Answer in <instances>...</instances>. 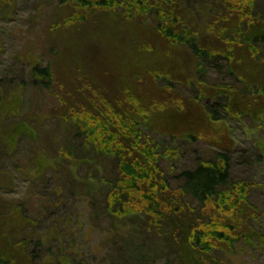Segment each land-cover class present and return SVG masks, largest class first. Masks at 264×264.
Segmentation results:
<instances>
[{
	"label": "trees",
	"instance_id": "16d2710c",
	"mask_svg": "<svg viewBox=\"0 0 264 264\" xmlns=\"http://www.w3.org/2000/svg\"><path fill=\"white\" fill-rule=\"evenodd\" d=\"M52 1L58 7L50 33L62 29L80 38L94 28L103 43L85 54L75 51L70 82L66 62L59 69L36 65L31 81L0 85V183L9 170L29 183L27 202L0 200V264H85L79 246H63L62 226L40 228L49 207L40 209V181L49 170L69 178L70 192L94 200L99 220L110 219L105 242L113 253L104 264H231L227 259L241 243L264 244L250 186L232 180L229 155L182 171L171 191L159 165L169 154L152 136L215 139L217 131L201 123L207 110L214 123L227 115L249 122L264 157V0ZM15 8L16 0H0V21ZM250 30L257 35L248 36ZM183 48L197 66L190 71L186 64L179 79ZM220 61L234 82L211 94L204 70ZM184 83L196 88L194 101L179 90ZM29 86L49 93L48 116L57 123L49 133L40 130V146L26 143V158L19 150L23 139L35 140L31 125L41 128L47 120L42 108L21 116ZM205 98L217 102L205 107ZM228 137L222 144L233 140L230 130ZM64 196L57 188L52 200L42 201L55 208ZM187 198L197 207L188 208Z\"/></svg>",
	"mask_w": 264,
	"mask_h": 264
},
{
	"label": "rangeland",
	"instance_id": "374dc122",
	"mask_svg": "<svg viewBox=\"0 0 264 264\" xmlns=\"http://www.w3.org/2000/svg\"><path fill=\"white\" fill-rule=\"evenodd\" d=\"M57 7L58 1L16 0L14 13L10 15V18L8 17L9 19L5 18L0 21L1 86L7 85V83H9L8 86L12 84L19 85L22 84L23 80L25 82L31 81L32 69L36 65L47 66L53 64L58 68V65H67L66 62H68V67H66L67 82H70L72 79L70 78L72 72L70 64L76 56L75 51L85 54L102 46L103 42L97 38L94 28L90 29L87 34L81 33L80 38H73L68 30L61 29L50 33L49 28L53 26L52 22L55 20L54 14ZM257 33L250 30L248 36H255ZM70 39L78 40L79 47H72ZM187 50L189 51L188 48ZM187 50L183 48V54L180 56L182 59L181 69L176 70V77L179 79L186 73V64L189 63L190 71L197 66L196 58L192 60V57L185 53L188 52ZM207 67L204 70V80L208 86H212L208 87L213 89L211 94L224 84H233L234 79L230 78L227 73L226 62L210 63L207 64ZM185 83L183 86H178V88L180 91H185V95L194 101L196 88L190 85L186 88ZM242 88L244 90L243 85ZM203 102L206 107L210 104L214 105L217 100L213 101L205 98ZM20 105L22 106L20 109L21 116L39 115L38 113L42 108L41 114L43 113V118H47L44 127L40 128L34 123L31 125L34 130L32 133L36 134L35 140L23 139L25 143L19 150L28 158L27 145L34 141L39 142L37 145L40 146V130L49 133L50 130L55 129L57 120L48 116L51 98L45 89L29 86L24 93V97H22ZM202 116V125L206 130H216L219 135L217 138L212 139L210 137L211 139H209L196 136L195 139L181 140L178 137L169 139L163 135L152 134L153 140H156L161 149L169 154L167 155L168 159L160 160L159 165L165 179L169 182L170 190L174 191L180 185L179 174L182 171L196 168L202 159L210 160L217 154L226 153L225 155H229L232 160V180L245 184L248 189L250 186L249 201L260 213L259 229L264 233V157L260 155L261 151L256 145L257 140L250 137V130L254 131V128L251 127L249 122L232 121L228 115L224 116L226 118L222 117L224 120L219 124L211 122L207 110ZM251 122L255 126L254 120ZM229 130L230 137L233 140H227L228 143L222 144L221 140L229 139ZM146 134L144 132L145 136ZM230 141L236 143L234 148H232ZM4 175L6 180L4 179L0 183V186L4 187H0V200L27 202L29 183L23 175L11 170L4 173ZM44 175L46 181H40V199L44 200V196L49 195L52 200L57 188L63 189L65 196L63 203L55 208L40 200L41 210H44V206L49 205L48 214L39 219L42 231L47 232L48 229L50 231L55 226H62L65 230L63 246L68 247L70 244L79 246L78 258L82 259L85 264H104L108 252L113 253L107 249L108 246L105 242V234L110 231V219L103 218L99 220L93 208L96 202L92 199H85L83 192L81 195L74 191L70 192L72 186L68 183L69 178H64V173L58 172L56 174L54 171L49 170ZM62 178L66 180L62 181L61 186H58L57 181ZM3 181L5 184H3ZM185 203L190 209H194L198 205L188 198ZM79 217L82 222L81 225L77 222ZM29 231L30 234L32 231ZM165 260L168 261V258ZM227 260H231V264H264V244L249 245L248 243H241L237 247L235 257H230Z\"/></svg>",
	"mask_w": 264,
	"mask_h": 264
}]
</instances>
